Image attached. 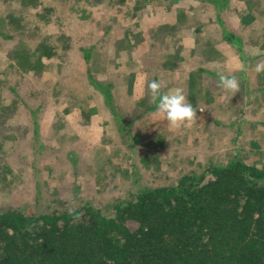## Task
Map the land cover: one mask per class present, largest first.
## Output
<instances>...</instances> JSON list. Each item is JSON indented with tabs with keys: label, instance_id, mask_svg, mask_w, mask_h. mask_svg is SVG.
I'll return each instance as SVG.
<instances>
[{
	"label": "trees",
	"instance_id": "trees-1",
	"mask_svg": "<svg viewBox=\"0 0 264 264\" xmlns=\"http://www.w3.org/2000/svg\"><path fill=\"white\" fill-rule=\"evenodd\" d=\"M209 1L218 12L193 9V27L186 24L189 6L183 0H70L67 10L63 0H0V119L10 116L16 128L7 134L9 140L18 139L22 130L35 155L44 148L58 152L70 147L77 135L64 132L58 120L60 109L65 111L69 105L91 124L100 121L91 103H79L74 92L67 101L57 99L60 89L54 81L65 73L59 71L61 52L66 48L63 39L77 36L74 30L69 33L73 26L94 33L90 43L76 45V49L86 66L88 85L117 117L114 82L111 76L95 79L88 70L90 60L93 65L110 58L114 68L131 60L139 70L135 48L147 45L150 36L156 35L154 28L165 27L149 23L158 12L175 17L177 24L185 23L182 34L193 36V43L196 24L202 18L209 22L223 14L231 19L250 16L243 0ZM180 6L185 11H179ZM7 14L11 28L5 21ZM175 27L170 23L171 29ZM232 37L226 32L222 39L230 44ZM197 44L196 57L201 58L203 51H209ZM7 45L14 47L10 59L1 54ZM188 51L183 48V59ZM165 60L160 72H150L148 81L162 80V73L166 76L172 60ZM32 72L40 73L43 80L52 79L58 106L46 104L31 85L23 86L25 76ZM148 107L152 111L156 105L150 102ZM48 118L55 125L46 130ZM103 150L97 146L85 159L70 147L66 154L70 169L81 162L85 171L102 169L98 163ZM35 163L36 158L30 166ZM5 180L0 164V184ZM31 225L35 227L27 231ZM0 264H264V166L237 157L226 163L209 160L199 172L186 173L174 183L133 191L112 203L108 214L84 198H78L75 206L48 212L25 213L1 206Z\"/></svg>",
	"mask_w": 264,
	"mask_h": 264
},
{
	"label": "rangeland",
	"instance_id": "rangeland-1",
	"mask_svg": "<svg viewBox=\"0 0 264 264\" xmlns=\"http://www.w3.org/2000/svg\"><path fill=\"white\" fill-rule=\"evenodd\" d=\"M201 2L202 4L199 7L201 5L208 6L206 1ZM69 4H71L70 0H63L62 2L65 10L69 8ZM150 9L148 10L150 11ZM156 14L153 15V19H150L151 22L149 23L165 27L154 28L152 32L157 30L156 35L150 36L147 45L141 43L135 48L136 53L139 54L141 67L148 72V76H150L151 70L160 72V65L161 63L164 64L163 60L165 58L173 60L170 61L168 66L174 70L180 68L183 61L182 49L184 47L181 43V37L186 24L182 23L180 26L176 25V29H171L170 22L172 18L161 12ZM10 19L11 16L7 14L5 21L9 28H11ZM186 21L190 22L191 25L196 23L192 18H188ZM88 29L87 27L73 26L69 33L74 30L77 36L75 38L67 36L63 39V46L66 48L64 52H61L59 71L66 72L61 74L66 83L63 86L64 91L57 95V99L67 100L69 93L74 92L79 103L88 106L86 98L91 96L98 98H91V102L95 103L98 110L99 122L96 121L91 124V122L86 121L83 117L80 118L75 113H71L72 115L69 116L61 113L59 117L62 116L60 123L65 129L64 132L77 135V139L73 138L74 142L70 140L73 142L70 147L75 148L80 157L84 158L85 156V159H87L92 155L88 152L91 150V152H94L95 147L104 148L100 152L101 156L98 163V166L102 169L85 171L81 161V165L76 167L75 170L70 169V162L66 157L67 150L70 147H62L58 152L44 148L36 154L37 156L34 153L32 154L28 147L27 138L29 137L27 133L25 134L21 130L18 133L20 135H18V139L9 140L7 134L16 129L14 127L15 121L10 116H5L0 119L3 123L0 127V164L6 172V180L3 185L0 184V207H17L25 213L48 212L61 206H75L78 198H84L90 200L103 213L108 214L112 203L127 198L133 191L174 183L186 173L199 172L209 160L226 163L231 158L237 157L246 163L254 161L257 165L264 166V116L260 118L261 120H253V127L245 128L246 131L241 135H239L240 132L236 125H229L230 118L238 116V114H241L239 117L244 122L250 123L249 119L252 118L250 115L256 112V110L254 111L256 106L261 105L264 108V91L255 88H240V92L232 96V93L229 92V94L219 87L218 82L210 89L207 86L210 84L209 77L197 83L193 79L191 81L193 85H185L183 89L188 101L193 107L197 108L198 119L196 123L190 127L174 129L173 132L168 134L161 131L162 135L157 137H155L156 134L150 136L154 131L147 130L146 136L141 132L142 126H146L145 117L139 116L133 123V121H130L128 113L131 116L136 111L147 108L148 103L141 105L140 109L132 107L128 111L124 110L123 103L125 102L124 85L133 82V72L137 68L136 63L129 60L124 62L127 66L122 63L118 67L122 72L119 77L125 78L124 76H126L127 80L125 84L120 85L119 93L121 94L116 97L117 117H111L108 108L104 105L101 106L100 102L102 100L97 92L94 95L91 94L92 91L89 89L90 87L84 75L86 66L80 52L76 49V45L87 44L93 40L94 33ZM132 31L134 32V29ZM209 37L210 39H206L210 42L215 35ZM200 38V41H202L204 37ZM13 50L12 45H7L1 50V54L11 58ZM256 59L259 61L264 60V55H257ZM113 64V60L106 58L93 65L90 60L87 66L93 77L101 80L102 76L105 77L104 79H109ZM124 67L127 69L126 73H123ZM72 72H79L80 74ZM164 75L162 73V80L167 82V88L161 91L167 92L170 90L172 83L169 74ZM75 76L78 78H75ZM39 77L40 73L32 72L31 75L25 76L23 86L31 85L41 98L46 99L47 95L49 97V94H51L52 84L50 80H43ZM81 78L83 79L82 85H71L68 89L69 83H78ZM259 80L260 78H256L253 84L258 85ZM175 85L177 86V83ZM72 88L75 91H71ZM171 89L173 88L171 87ZM143 90L144 95L142 96L146 98L145 102L151 101L145 82ZM22 92H24V88ZM115 92L118 95V90ZM198 107H202L204 111L200 112ZM148 108L145 109L146 115L153 118L158 115L156 107L152 111ZM208 108L212 111L211 115L207 112ZM205 112L210 115L211 119L218 117L222 121L218 123L225 129L212 126L209 121H201ZM72 122L74 126H72ZM261 122L262 124H259ZM189 128H199V130L192 133L188 132ZM227 128L229 129L226 130ZM204 130L207 138H198ZM194 137L196 138L193 139ZM209 137L216 139V147L207 148L206 140ZM192 139L195 140L194 143H186V140L190 141ZM158 141H162V143H158ZM246 143L248 145H245ZM131 150L134 153L130 154ZM35 158V167H31L30 162Z\"/></svg>",
	"mask_w": 264,
	"mask_h": 264
},
{
	"label": "crops",
	"instance_id": "crops-1",
	"mask_svg": "<svg viewBox=\"0 0 264 264\" xmlns=\"http://www.w3.org/2000/svg\"><path fill=\"white\" fill-rule=\"evenodd\" d=\"M201 1H206L208 3V6L204 7L203 5H201L199 7V5L202 4ZM201 1L183 0V4H186V6H189V9H188L189 18L191 17V15H193V14H190L191 12H193V9H199L200 11H205V12H208L209 10H212L214 12L217 11L214 5H212V3L209 0H201ZM243 1H244L243 5L249 9L248 11L250 13V16H248V13L246 14L247 16L242 15L241 18H236V19H231L225 16L224 17L220 16V17H216L213 19H209L210 20L209 22H207L208 19L202 18L201 21L196 24L198 26V30L195 31L194 33V38H195L194 43L192 39L193 36L191 38L189 34L187 35L186 33L182 34L181 43L183 47H186L189 50L188 54L185 56L186 58H184L183 61L181 62L180 68L174 70L173 68L170 67V68H166L165 70L166 75L170 73L169 78L172 83V86H171L172 88H176V87L184 88L185 85H189V86L193 85V83H191L193 79H195V83H197L198 81L200 80L204 81L206 78L209 77L210 84L207 86H209V88L211 89V87H214V84L218 82V76H217L216 71L212 69V64L214 62H219L223 66V70L226 75L234 74L237 77V79L240 82V88L242 89H245V88L254 89L255 88V89L264 91V73H260V74L255 73L254 67H255V64L259 60L256 59L257 55L253 54L256 49H259V51H262L261 53H264V31H263L264 30V0H243ZM181 7L182 6H180L178 10L185 11L183 10L184 8L183 7L181 8ZM186 17L188 19V15H186ZM171 18H172L171 20L172 23L170 22L171 24L180 26V24L176 23L177 21L175 17H171ZM186 24L191 25L190 22H187V21H186ZM194 26L195 25H193V27ZM260 28L263 30H259ZM226 32L233 34L230 44L226 43V41L222 39L223 33L226 34ZM259 32H263V33H259ZM210 35H215L214 39H212V43H210L211 41L209 42L206 39V38L210 39L209 37ZM200 37H204L205 39L202 38V41H200L201 39ZM197 43H201L200 46H203L201 48L203 50L207 49L210 53L209 52L205 53L203 51L201 53L202 55L201 58L196 57L198 56L195 53V51L198 48ZM182 54H183V49H182ZM5 57L8 58L9 56H5ZM8 59H10V57ZM166 60H169V59H166ZM242 66H243V70H241ZM111 70L112 72H110V76L114 82L115 91L118 90V95L116 94V97H118L121 94L119 93L120 85L122 86L123 83L124 84L126 83L127 77L126 76H124L125 78L119 77L122 72L120 71V68L118 67L114 68L112 66ZM126 72H127V69L126 67H124L123 73H126ZM72 73L80 74L79 72H72ZM147 76H148V72L144 70L142 67H140L139 70H135L133 72V78H134L133 85L130 86L129 83L124 85V89H125L123 93L124 101H125L123 102L124 108H125L124 110L128 111L132 107L140 109L141 105L143 106V105H146L147 103L150 104L151 101L145 102L146 98L142 96V93H144L143 84L145 82V77ZM75 78H78V77L75 76ZM256 78H260L258 85L253 84ZM44 80H50L52 84V89H53L52 79L45 78ZM82 80L83 79L81 78L78 83H69L70 85L68 86V89L71 85H82ZM54 82H56V87L60 89V92L64 91L63 86L65 85L64 83H66V81L62 79V76H60V78L55 80ZM175 83H177V86L175 85ZM52 89H51V94H49V97L47 95V98L43 100L46 104H51V105L53 104L54 105L53 107H56L58 106V104L54 103V100L52 97ZM89 89L93 92V93L91 92L92 95L96 94L94 93V90L92 87H90ZM71 91H75V90H73L72 88ZM68 93H69V90H68ZM71 93L73 92H70V94ZM87 93L90 94V92L88 91ZM91 98H96V97L91 96L90 98H86L88 100L87 103L88 104L91 103V105L95 108V113L98 117L99 115L98 110L95 106V103L91 102ZM67 100H69L68 97H67ZM100 104L101 106L104 105L102 102H100ZM199 108L203 109L202 107H198V109ZM145 109L146 108H144L143 110H138V112L136 111V113L132 114L131 116L128 113V117L130 121L133 120V123L136 121V119L139 116L145 117L144 120L146 121V126H142V131H141L144 135L147 136V132H146L147 130L154 131V133L150 134V136L156 134L155 137L161 136L162 135L161 131L167 134L174 131V129L169 126L168 122L164 119L163 116L157 113L158 115H155L153 118L149 115H146ZM255 110L256 112L253 115H250L252 117L249 119L250 123H248L247 121L244 122V120L241 117H239V115L241 116V114H238V116L230 118L229 125H236V128L238 127L239 132H240L239 135H241V133H244L246 129L253 127L254 121H257L258 119L261 120L260 118L264 116V108H262L261 105L256 106L254 111ZM207 112L211 115L212 111H210V108H208ZM61 113H64L65 116H69V115H72L71 113H75L80 118H82V116L79 115L77 109L74 108V105H69L68 109L65 111L60 109V114ZM208 113L205 112V115L202 116L201 121H209V123L211 122L212 126L221 127L225 129L222 125L218 123V122H222L218 117L217 118L213 117L211 119ZM110 114H111V117H113L112 113ZM61 117L62 116H60V118ZM50 120L52 119L51 118L46 119V125L43 127L46 130H48V128L49 129L53 128L55 125L54 122L52 121L50 122ZM58 120H61V119H58ZM154 122H155V125H154ZM201 124L203 125L202 122ZM259 124H262V122ZM70 126H71V123H70ZM72 126H74L73 122H72ZM228 129L229 128H227L226 130ZM188 130H189L188 132L196 133L199 130V128H193V129L189 128ZM206 135H207L206 131L204 130L202 135H200V137L198 138H201V137L207 138ZM196 137H194L193 139H195ZM193 139L190 141L186 140V143L187 144L194 143L195 140ZM215 142H216V139H211L209 137L206 140V144L208 145L207 148L216 147ZM245 145H248V143H246Z\"/></svg>",
	"mask_w": 264,
	"mask_h": 264
},
{
	"label": "clouds",
	"instance_id": "clouds-1",
	"mask_svg": "<svg viewBox=\"0 0 264 264\" xmlns=\"http://www.w3.org/2000/svg\"><path fill=\"white\" fill-rule=\"evenodd\" d=\"M253 54L264 55L259 49H256ZM212 69L217 73L219 87L226 92L232 93V96L240 92V82L234 74L226 75L223 66L219 62H214ZM241 70H243V66ZM254 71L256 74L264 73V60H260L255 64ZM145 83L151 98V103L156 105L157 113L167 120L171 128L179 129L181 127H190L196 123L198 119L197 108L193 107L188 101L185 90L182 87H176L167 92H162V89L167 88L166 81H148L147 77H145ZM199 111L203 112L204 109L199 108ZM72 214L73 210L69 209V215ZM33 227L35 225L27 227L26 230L32 231Z\"/></svg>",
	"mask_w": 264,
	"mask_h": 264
}]
</instances>
